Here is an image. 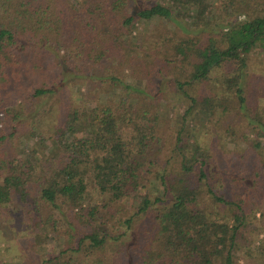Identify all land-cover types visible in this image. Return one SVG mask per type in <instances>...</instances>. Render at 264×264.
<instances>
[{"label": "trees", "instance_id": "obj_1", "mask_svg": "<svg viewBox=\"0 0 264 264\" xmlns=\"http://www.w3.org/2000/svg\"><path fill=\"white\" fill-rule=\"evenodd\" d=\"M218 4L211 12L210 0H0L4 127L15 126L25 102L54 93L34 80L66 40L75 46L82 70L93 71L90 77L104 85L101 95L117 93L85 111L66 104L49 142L59 150L43 166L17 162L2 148L12 133L0 129V207L13 198L25 203L35 187L45 203L67 212L65 243L37 264H236V225L211 222L196 207L204 164L194 169L180 131L172 153L162 159L159 117L144 99L125 105L131 93L151 98L154 86L171 78L186 117L239 110L264 135L247 80L251 54L256 48L264 53V0ZM175 9L184 12L182 18ZM150 20L173 27L133 34L135 23ZM199 84L212 93L193 95ZM252 111L254 120L247 116ZM150 184L158 190L154 199L140 193ZM93 193L105 202H95ZM132 193L138 195L137 210L113 234L100 212L105 208L109 215L108 208ZM115 244L123 253L111 250ZM254 248L264 256V244Z\"/></svg>", "mask_w": 264, "mask_h": 264}, {"label": "rangeland", "instance_id": "obj_2", "mask_svg": "<svg viewBox=\"0 0 264 264\" xmlns=\"http://www.w3.org/2000/svg\"><path fill=\"white\" fill-rule=\"evenodd\" d=\"M210 4L211 12L219 6L218 0H210ZM175 12L179 19L183 17L184 12L178 9ZM172 27L163 20L137 22L133 34L149 33L155 28L163 32L165 28ZM177 35L183 34L178 31ZM76 53L75 46L66 40L56 58H48L46 70L35 76L34 83L51 87L54 93L25 102L22 107L24 115L15 126L11 122L4 127V114L0 113V129L6 135L12 133L6 137L2 148L17 157V162L43 166L45 157L59 150L58 146H50L49 142L56 126L64 118L66 104L85 111L92 103L104 101L103 96L111 99L110 96L116 93L109 89L108 93L101 95L100 89L105 90L104 85L90 77L93 71L82 70L75 58ZM248 63L251 100L262 116L260 124L264 125V53L256 48ZM126 81L144 86L140 80L126 78ZM169 81L171 78L161 79L160 84L154 86L151 98L131 93L125 105L132 106L137 99H144L151 115L159 117L162 139L159 152L162 159L172 153L175 136L180 131L187 143V154L195 162L194 169L204 164L206 180L199 185L200 196L196 207L203 210L211 222L227 223L230 227L236 225V264H264V256L254 248L264 244V135L259 130V124L248 123L239 110L223 112L216 109L209 115L195 113L186 117V103L173 93ZM212 91L211 87L199 84L192 94L208 95ZM254 112L247 116L254 120ZM88 128L84 125V129ZM154 185L150 184L140 193L154 199L158 193ZM93 198L97 203L105 202L104 197L95 193ZM137 206L138 195L132 193L108 208L109 215L103 208L100 216L105 228L113 234L118 232L122 228L121 221L135 213ZM66 215V211L62 214L39 198L38 188L35 187L30 189L25 203L13 198L10 204L0 207V264H37L57 255L66 241ZM125 244L128 247L129 243ZM111 250L123 253L119 244ZM246 252L250 254L246 255Z\"/></svg>", "mask_w": 264, "mask_h": 264}]
</instances>
